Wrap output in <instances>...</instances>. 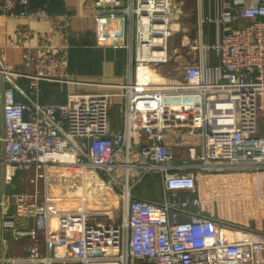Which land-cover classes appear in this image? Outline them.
I'll return each mask as SVG.
<instances>
[{"label": "built area", "instance_id": "obj_1", "mask_svg": "<svg viewBox=\"0 0 264 264\" xmlns=\"http://www.w3.org/2000/svg\"><path fill=\"white\" fill-rule=\"evenodd\" d=\"M36 1L0 0L1 14L52 21L49 33L19 25L0 43V169L13 187L30 173L29 190L0 192V264H264V230L204 214L198 185L201 170L249 171L264 200V0H199L198 55L172 80H155L170 61L172 0H90L130 35L121 80L97 91L70 88L81 83L72 8L52 17ZM8 48L24 50L23 67L8 64ZM43 83L58 90L45 97ZM117 103L124 120L113 129ZM154 176L160 199L134 195ZM89 215L111 221L88 225ZM24 240V255L8 253Z\"/></svg>", "mask_w": 264, "mask_h": 264}, {"label": "crops", "instance_id": "obj_2", "mask_svg": "<svg viewBox=\"0 0 264 264\" xmlns=\"http://www.w3.org/2000/svg\"><path fill=\"white\" fill-rule=\"evenodd\" d=\"M194 1V0H193ZM37 5L48 4V10L51 16L63 17L67 7L73 10V18L70 28V39L72 46L69 50L70 63H74L75 57H79V68L74 66L72 72L78 84L70 85L72 91H97L112 88L111 83H117L121 80L126 71L128 50L123 44L129 41V31L126 21L121 17H96L90 0H37ZM196 1V7L199 5ZM213 0H203V5L207 9ZM198 9V8H197ZM199 10L197 14V20ZM51 18L37 19L36 17H10L0 13V43H4L8 38L14 37L19 25L27 26L33 30H39L49 33L51 29ZM198 22V21H197ZM247 20H240L238 24L243 25ZM199 25V23H198ZM210 30L215 26L207 25ZM117 36L119 41L117 43ZM208 41H214L211 35L205 36ZM54 41H59V36L54 37ZM35 43L36 39L31 38ZM23 49L8 48L7 61L13 68L23 67ZM198 54V49L195 50ZM213 60L216 57L213 55ZM263 121V119H262ZM261 121V134L264 135V121ZM181 151L179 154H184ZM243 170H234L223 172L222 177H210L213 173H206L201 170L198 185L202 197H242L246 205L245 217L242 219L246 224L254 228L264 230V200L256 199L253 194L252 175L249 171L248 178H242L240 175ZM0 178H3V170L0 169ZM216 192V193H215ZM218 196H215V194ZM240 200V201H242ZM203 212L206 215L216 216V210L208 203L203 201ZM248 213V215H246ZM243 222V221H241ZM239 223V222H236ZM242 224V223H241ZM8 239L7 235L0 234V253L7 255V246L4 241ZM27 241L8 243V253L16 255L25 254Z\"/></svg>", "mask_w": 264, "mask_h": 264}, {"label": "rangeland", "instance_id": "obj_3", "mask_svg": "<svg viewBox=\"0 0 264 264\" xmlns=\"http://www.w3.org/2000/svg\"><path fill=\"white\" fill-rule=\"evenodd\" d=\"M197 0H172L171 10V27L173 34L169 38V55L170 61L163 64L159 69V74L156 79L166 78L168 80L180 79L183 75L184 69L190 64L194 63L197 57L195 46L200 43V29L197 20L199 5L196 7ZM199 3V2H198ZM198 8V9H197ZM214 26V25H213ZM206 36L211 35L214 39L216 35V26L210 30L208 26L204 27ZM199 51V50H198ZM262 119L264 121V97L262 100ZM110 118L112 120L113 129H119L123 125V108L120 104H114L110 109ZM261 119V121H262ZM262 121V122H263ZM224 173H213L210 177H222ZM249 172H243L240 177L248 178ZM30 173L27 171H19L13 179V184H5L4 178H0V192L6 189L9 192L29 190L28 178ZM40 191H44V182L40 181ZM134 195H142L153 199H160L161 185L160 180L154 176L147 179L145 182L138 184L134 188ZM216 193V192H215ZM219 193L215 196H218ZM242 197H205L204 202H208L216 213L221 216L218 217L227 222H239L244 225L251 224L245 223L242 220L245 217L246 205L243 203ZM248 215V213L246 214ZM111 221L107 216L102 215H89L86 219L88 225H95L100 222ZM243 221V222H241ZM253 226V225H252Z\"/></svg>", "mask_w": 264, "mask_h": 264}, {"label": "trees", "instance_id": "obj_4", "mask_svg": "<svg viewBox=\"0 0 264 264\" xmlns=\"http://www.w3.org/2000/svg\"><path fill=\"white\" fill-rule=\"evenodd\" d=\"M78 59H79V57L77 56V57H75V60H77V61L74 63H70V70L71 71H72V69H74V66L79 68ZM43 86H44L45 97H48L50 92L58 90V86L51 84V83H43ZM63 99H64V97L58 98V100H63Z\"/></svg>", "mask_w": 264, "mask_h": 264}]
</instances>
